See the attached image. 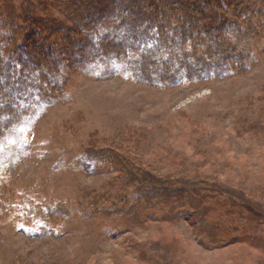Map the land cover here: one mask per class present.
<instances>
[{
    "label": "rangeland",
    "instance_id": "374dc122",
    "mask_svg": "<svg viewBox=\"0 0 264 264\" xmlns=\"http://www.w3.org/2000/svg\"><path fill=\"white\" fill-rule=\"evenodd\" d=\"M243 47L254 63L241 76L161 88L95 67L29 111L0 143V264H264V43ZM154 177L227 197L210 194L206 220L201 195L147 207L139 191L160 189ZM224 229L225 245L251 243L213 249Z\"/></svg>",
    "mask_w": 264,
    "mask_h": 264
},
{
    "label": "trees",
    "instance_id": "16d2710c",
    "mask_svg": "<svg viewBox=\"0 0 264 264\" xmlns=\"http://www.w3.org/2000/svg\"><path fill=\"white\" fill-rule=\"evenodd\" d=\"M49 5L58 15L45 12ZM177 9L184 15L176 14ZM253 14L257 18L252 19ZM263 29L264 4L254 0H0V100L7 103L0 107V143L24 124L35 106L61 101L74 72L122 68L132 78L161 88L241 76L254 63L244 41L264 43ZM153 181L155 186L160 179ZM159 184L160 189L139 187L145 206L159 200L173 204L175 212L194 205L201 195L205 202L198 206H205L204 220L216 210L208 204L215 202L210 194L227 197L205 182L162 179ZM190 224L204 230L197 220ZM228 230L211 236L213 249L251 243L243 234L225 245Z\"/></svg>",
    "mask_w": 264,
    "mask_h": 264
}]
</instances>
